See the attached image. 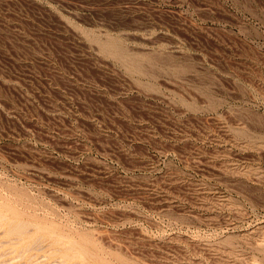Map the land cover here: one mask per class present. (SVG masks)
<instances>
[{
    "label": "rangeland",
    "instance_id": "374dc122",
    "mask_svg": "<svg viewBox=\"0 0 264 264\" xmlns=\"http://www.w3.org/2000/svg\"><path fill=\"white\" fill-rule=\"evenodd\" d=\"M0 264H264V0H0Z\"/></svg>",
    "mask_w": 264,
    "mask_h": 264
}]
</instances>
